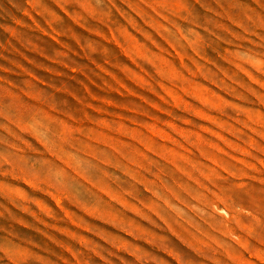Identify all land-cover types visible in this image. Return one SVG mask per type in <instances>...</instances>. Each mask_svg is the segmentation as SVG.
I'll use <instances>...</instances> for the list:
<instances>
[{
  "label": "rangeland",
  "instance_id": "obj_1",
  "mask_svg": "<svg viewBox=\"0 0 264 264\" xmlns=\"http://www.w3.org/2000/svg\"><path fill=\"white\" fill-rule=\"evenodd\" d=\"M0 264H264V0H0Z\"/></svg>",
  "mask_w": 264,
  "mask_h": 264
}]
</instances>
